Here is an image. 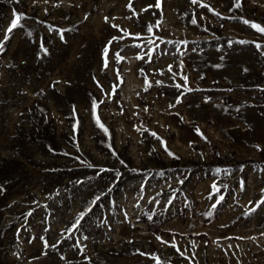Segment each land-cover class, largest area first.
<instances>
[{"label": "rangeland", "instance_id": "obj_1", "mask_svg": "<svg viewBox=\"0 0 264 264\" xmlns=\"http://www.w3.org/2000/svg\"><path fill=\"white\" fill-rule=\"evenodd\" d=\"M238 2L0 0V264H264V0Z\"/></svg>", "mask_w": 264, "mask_h": 264}, {"label": "snow or ice", "instance_id": "obj_2", "mask_svg": "<svg viewBox=\"0 0 264 264\" xmlns=\"http://www.w3.org/2000/svg\"><path fill=\"white\" fill-rule=\"evenodd\" d=\"M17 2H18V0H17ZM192 2L193 3H196L197 2V0H192ZM204 7H207V5H203ZM236 6L237 7H239L240 5H239V2H238V0H237V4H236ZM157 7H159V4H157ZM13 15H14V19H12L11 20V25H10V27H8V29H7V31L8 32H11L13 29H15L16 27H18L19 26V21L23 18L22 17V15L21 14H17V13H15V11H13ZM193 23H196V21L195 20H193L192 21ZM245 23H249L248 21H245ZM252 27H254V28H256L257 29V31H260V32H262V33H264V27H260L259 25H255V24H253L252 25ZM149 30H151V29H149ZM7 38V37H6ZM61 38H63L62 36H61ZM241 43H243V41H241ZM0 48H2V45H0ZM46 51V50H45ZM105 53H107V49H105ZM118 55V54H117ZM120 59H123V57H119ZM184 80L186 81L187 80V77H184ZM177 87H180L179 85H177ZM189 91H190V89H189ZM177 102H179V101H177ZM96 102L95 101H93V109H95L96 108ZM97 124L100 126V127H103V125L102 124H100V121H99V119L97 118ZM105 131L107 132V129H105ZM197 131L199 132V130L197 129ZM152 135H156L155 133H152ZM158 139H159V137H157ZM258 147V146H257ZM165 150L167 151V148H166V146H165ZM169 155H173L171 152H169ZM121 163H123V161H121ZM182 182V181H181ZM213 188L215 189V191H219V189L218 188H216V186L215 185H213ZM97 200H99V197H97ZM223 200V196H220L219 197V200L217 201V203H219L220 201H222ZM261 205H264V198H262L259 202H257V207H259V206H261ZM213 207H215V205H213ZM252 211H255V208H253L252 209ZM209 215H211V213H209ZM83 216H84V214L82 213L81 215H80V217L77 219V222H76V224H74L73 225V228H75L78 224H79V220L80 219H83ZM157 239H160L159 237H157ZM163 242V241H162ZM173 247H175V245H173Z\"/></svg>", "mask_w": 264, "mask_h": 264}]
</instances>
